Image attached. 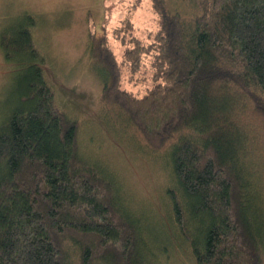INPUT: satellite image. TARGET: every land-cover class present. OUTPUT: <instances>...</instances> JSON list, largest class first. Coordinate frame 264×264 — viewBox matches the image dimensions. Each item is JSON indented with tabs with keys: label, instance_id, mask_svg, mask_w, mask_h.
<instances>
[{
	"label": "trees",
	"instance_id": "obj_1",
	"mask_svg": "<svg viewBox=\"0 0 264 264\" xmlns=\"http://www.w3.org/2000/svg\"><path fill=\"white\" fill-rule=\"evenodd\" d=\"M151 6L158 17L151 40L128 18L127 38L119 35L132 72L152 57L153 86L141 96L121 88L105 34L89 30L100 100L163 152L180 193L169 192L174 219L186 235L187 222L197 231L189 238L195 264H261L264 221L250 202L234 116L247 102L264 116V0ZM33 25L26 15L0 32L5 60L20 62L25 79L24 104L0 124V264H73L72 245L81 264L105 256L145 264L140 230L115 203V181L82 157L78 124L55 102Z\"/></svg>",
	"mask_w": 264,
	"mask_h": 264
},
{
	"label": "rangeland",
	"instance_id": "obj_2",
	"mask_svg": "<svg viewBox=\"0 0 264 264\" xmlns=\"http://www.w3.org/2000/svg\"><path fill=\"white\" fill-rule=\"evenodd\" d=\"M26 15L34 20L33 40L45 58L55 102L78 124L82 157L111 175L116 205L140 230L139 257L145 264H195L189 238L197 231L192 230L194 223L187 222L186 235L174 219L169 192L179 197L180 193L163 152L149 149L133 124L122 122L114 108L103 106L102 78L88 50L89 30L105 34L119 62L121 88L141 96L153 86L152 57L144 55L139 70L132 72L123 60L128 44L121 43L119 35L127 38L128 18L135 24L134 33L148 39V32L158 26L151 0H0V32L13 31ZM24 80L22 64L5 60L0 48V124L15 105L24 104ZM236 110L234 128L245 184L257 218L264 221V116L250 102ZM69 249L72 263L81 264L80 251L73 245ZM89 264L114 261L94 257Z\"/></svg>",
	"mask_w": 264,
	"mask_h": 264
}]
</instances>
